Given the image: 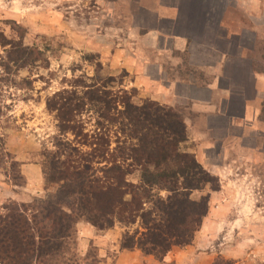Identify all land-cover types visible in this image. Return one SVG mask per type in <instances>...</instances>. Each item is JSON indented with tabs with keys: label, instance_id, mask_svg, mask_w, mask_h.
I'll return each instance as SVG.
<instances>
[{
	"label": "rangeland",
	"instance_id": "374dc122",
	"mask_svg": "<svg viewBox=\"0 0 264 264\" xmlns=\"http://www.w3.org/2000/svg\"><path fill=\"white\" fill-rule=\"evenodd\" d=\"M196 1L0 0V31L11 41L23 42L42 52L38 61L21 67L10 61L9 45L0 44V145L11 154L10 158H0V210L10 200L30 203L58 193L57 185L47 188L45 155L57 149L55 143L61 137L73 141L84 152L91 150L81 143L87 142L81 136L71 132L60 135L55 113L47 108V100L55 92L75 87L80 81L92 84L100 78L108 81L114 90L135 88L137 101H158L154 97L162 95L169 97L171 85L174 91L191 95L190 82L200 87L212 77L213 73L199 66L216 60L217 52L209 46L223 45L228 59H225L222 83L230 89L226 97L237 98V94L250 97L251 113L241 118L208 115L204 104L195 107L191 99L176 98L174 104L158 101L183 115L189 138L181 144V149L194 154L217 176L220 187L214 190L207 184L191 195L198 200L210 194L209 206L216 226L210 232L212 235H202L201 227L191 245L174 247L164 262H157L264 264V112L261 106L264 81L256 83L253 89L251 67L244 61L237 63L233 54L237 42L232 33L237 31L238 12L247 20L243 9L237 10V0H217L214 9L219 4L226 6V32L210 45L207 44L210 36L204 33L209 21H203L208 1ZM185 3L188 12L184 18L177 19L173 25L163 19L170 15L171 7ZM253 6L258 37L264 41V0ZM162 28L186 31L190 35L189 55L177 50L159 53L155 46L161 39L154 34ZM262 54L263 51L258 59L264 66ZM157 60L162 61L166 76L159 75L154 65ZM146 73L148 80L143 78ZM171 78L175 82H169ZM235 109L237 103L232 108ZM222 111L221 106L216 109L217 114ZM81 118L89 142L93 134L100 132L96 115L86 111ZM110 136L112 148L121 135L111 131ZM17 155H25L27 160L21 161ZM26 162L41 168L42 179L35 185H29L23 173L22 164ZM139 174L135 172L130 180L136 182ZM166 194L161 192V196ZM144 230L139 220L129 224L116 220L111 228L104 230L82 220L76 226L77 254L81 258L95 255L98 264H115L124 235L138 237ZM189 248L195 251L189 254ZM91 255L87 264L94 262Z\"/></svg>",
	"mask_w": 264,
	"mask_h": 264
},
{
	"label": "trees",
	"instance_id": "16d2710c",
	"mask_svg": "<svg viewBox=\"0 0 264 264\" xmlns=\"http://www.w3.org/2000/svg\"><path fill=\"white\" fill-rule=\"evenodd\" d=\"M0 44L9 45L10 61L21 67L42 54L36 47L9 40L3 31ZM263 44L257 37L247 56L253 70L264 74L258 59L261 51L264 58ZM180 52L189 55V50ZM136 96L135 88L114 90L99 78L92 84L80 81L48 98L60 135L81 136L87 142H79L91 150L84 152L61 137L57 149L45 155L47 188L57 185L58 193L30 203L10 200L2 207L0 264H87L91 254L81 258L76 249V226L82 220L99 230L111 228L116 220H139L145 230L138 237L125 234L121 249H138L159 262L174 247L193 243L209 214L210 194L195 200L192 192L207 184L217 190L219 179L194 154L181 149L189 138L183 115L156 100L137 101ZM261 106L264 112V100ZM86 111L96 115L100 129L89 142L81 118ZM111 131L121 135L112 148ZM0 148V158L11 157ZM137 171L141 174L134 182L130 177ZM91 257L92 264H98L95 255Z\"/></svg>",
	"mask_w": 264,
	"mask_h": 264
},
{
	"label": "crops",
	"instance_id": "0c3cea01",
	"mask_svg": "<svg viewBox=\"0 0 264 264\" xmlns=\"http://www.w3.org/2000/svg\"><path fill=\"white\" fill-rule=\"evenodd\" d=\"M207 8L206 12H204L203 21L208 20L209 26L204 27L206 28V31L204 33H207L210 37L208 38L209 41L207 42L208 45L213 44V39L216 40L219 35L224 36L226 32V25L224 24L225 19V13H226V6L224 5H218L216 9H214V6H217L218 3L217 0H207ZM262 0H237V10L240 11V9H243L245 12L247 20H243L241 18L240 12H238L237 17V31L233 32L232 35L236 39L234 51L233 54L237 58V63L244 61V63H247L249 67H251L252 71V78L250 80V83L252 84L251 87L254 89L256 88V83H261L264 81V74L258 73L253 70V60L249 58L247 55V52L249 50H252L254 48V45L256 43V39L259 36L258 28L255 24V19L257 18V13L255 12L254 6L257 3H261ZM195 2H197L195 0ZM221 6V7H220ZM172 11H169V16H163V19L166 21H169L170 24H175L177 19H182L187 15L188 8L187 4L184 5H178V7L175 8L171 7ZM192 12V11H191ZM173 13V14H172ZM194 15V14H193ZM192 15V16H193ZM187 24V22H186ZM224 29V30H223ZM157 37H160L161 42H159L158 45L155 46V48L159 51V53L168 52L169 50H177V51H185V50H191V46L189 43L190 35L185 31H166L165 29H159L155 31V34ZM211 36H213L212 39ZM207 45V46H208ZM209 49L211 51L217 52L216 54V60L209 62V63H202L201 66L203 71L208 70L209 72L213 73L212 77L208 84L203 86H197V84H194L190 82V90L191 95H183L181 92L174 91L173 86L171 85L169 88V97L162 95L159 97H154L158 101L166 104H174V100L176 98L178 100L180 99H191L193 101V105L195 107H198L199 105H205L206 110H204L208 115H221V116H236L237 118H241L242 116H247L251 113L250 106L252 100L249 101V98L241 96L237 94V98H232L231 96L227 98L226 96L230 93V89L228 86L223 85V76H225L226 71V61L225 59H228L226 48L223 47V45L217 46H209ZM192 63V62H191ZM156 68H158L159 75L161 77L166 76V71L164 68V65L162 61L157 60V62L154 63ZM154 66V67H155ZM160 67V69H159ZM143 75V74H142ZM143 78L146 80L149 79V75L146 73L143 75ZM175 79H169L168 81L173 83ZM177 81H181V79H178ZM157 82H161L158 81ZM166 90V87H164ZM231 103V105H227V102ZM237 103V109L232 110V108L235 107V104ZM247 105V107H246ZM221 106L223 109L222 112L217 114L216 109ZM227 107V111L225 113V109ZM18 154V153H17ZM17 158L21 161L27 160V157L24 155H17ZM23 167V173L26 175V179L28 181V184L35 185L36 181L38 182L40 179H42V172L41 168L38 164L26 162L22 164ZM41 181V180H40ZM214 212L212 211V208L209 212V214L204 218L201 233L202 235H208L211 231H215V225L213 224L214 221ZM210 236L212 233L209 234ZM205 238V236H204ZM206 239V238H205ZM194 248H189L187 252L191 254L193 253ZM187 253V254H188ZM180 257L177 258V260L180 261ZM176 260V261H177ZM178 261V262H179ZM182 263V262H179ZM178 263V264H179ZM115 264H161L157 262V260L151 256V255H145L143 252H141L138 249L134 250H122L117 255V260ZM185 264V263H184ZM189 264H194L193 262Z\"/></svg>",
	"mask_w": 264,
	"mask_h": 264
}]
</instances>
